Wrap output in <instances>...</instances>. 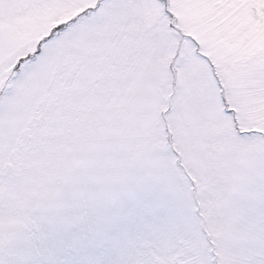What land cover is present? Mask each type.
<instances>
[{"label": "snow or ice", "instance_id": "6c2138e0", "mask_svg": "<svg viewBox=\"0 0 264 264\" xmlns=\"http://www.w3.org/2000/svg\"><path fill=\"white\" fill-rule=\"evenodd\" d=\"M0 264H264V0H0Z\"/></svg>", "mask_w": 264, "mask_h": 264}]
</instances>
